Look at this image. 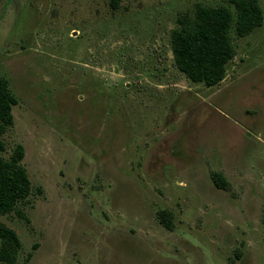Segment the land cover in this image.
<instances>
[{
    "label": "rangeland",
    "instance_id": "374dc122",
    "mask_svg": "<svg viewBox=\"0 0 264 264\" xmlns=\"http://www.w3.org/2000/svg\"><path fill=\"white\" fill-rule=\"evenodd\" d=\"M201 5L234 10L0 0V77L19 101L0 155L23 146L31 178L0 216L20 240L14 264H264V22L233 34L227 76L209 87L171 44Z\"/></svg>",
    "mask_w": 264,
    "mask_h": 264
},
{
    "label": "trees",
    "instance_id": "16d2710c",
    "mask_svg": "<svg viewBox=\"0 0 264 264\" xmlns=\"http://www.w3.org/2000/svg\"><path fill=\"white\" fill-rule=\"evenodd\" d=\"M232 3L234 10L226 5H201L195 16L188 22L181 19V26L172 31L175 63L192 82L209 87L221 83L227 76L228 64L236 55L233 34L246 36L264 22L258 0H232ZM18 102L8 82L0 77V136L14 123L13 109ZM23 157L21 145L9 158L0 155V216L10 214L30 194L31 178L22 164ZM213 180L218 187L228 189L221 174H213ZM163 216L164 224L171 227L170 215L163 213ZM0 236V260L14 264L20 248L18 235L6 225H1Z\"/></svg>",
    "mask_w": 264,
    "mask_h": 264
}]
</instances>
